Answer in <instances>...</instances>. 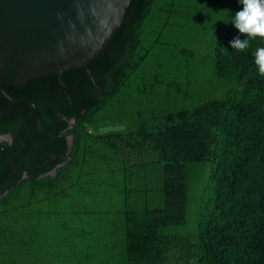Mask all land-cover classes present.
Masks as SVG:
<instances>
[{"label":"trees","instance_id":"trees-1","mask_svg":"<svg viewBox=\"0 0 264 264\" xmlns=\"http://www.w3.org/2000/svg\"><path fill=\"white\" fill-rule=\"evenodd\" d=\"M241 9L132 0L94 81L77 68L4 86L35 103V129L30 103L0 97V264H264V39L232 49ZM195 63L222 93L199 98Z\"/></svg>","mask_w":264,"mask_h":264},{"label":"water","instance_id":"water-1","mask_svg":"<svg viewBox=\"0 0 264 264\" xmlns=\"http://www.w3.org/2000/svg\"><path fill=\"white\" fill-rule=\"evenodd\" d=\"M131 1L0 0V97L31 104L27 128L35 129L28 124L35 103L10 95L4 86L77 68L87 69L94 81L88 63L121 29Z\"/></svg>","mask_w":264,"mask_h":264},{"label":"clouds","instance_id":"clouds-1","mask_svg":"<svg viewBox=\"0 0 264 264\" xmlns=\"http://www.w3.org/2000/svg\"><path fill=\"white\" fill-rule=\"evenodd\" d=\"M242 9L230 16V22L246 39L234 38L229 43L232 49L243 51L250 46V40L264 39V0H239ZM254 62L258 73L264 75V47L257 48Z\"/></svg>","mask_w":264,"mask_h":264},{"label":"rangeland","instance_id":"rangeland-1","mask_svg":"<svg viewBox=\"0 0 264 264\" xmlns=\"http://www.w3.org/2000/svg\"><path fill=\"white\" fill-rule=\"evenodd\" d=\"M154 16V14H153ZM151 16V17H153ZM154 18V17H153ZM191 35L187 36L186 32H180L178 33V38L175 37V42L179 41V42H186L189 41ZM204 38V35H203ZM202 38V40H203ZM210 39H206L204 38V41H209ZM199 41H201L199 39ZM202 53L201 51V47L198 50L197 54ZM193 66L189 69H191V76L193 79H198V83L197 84V90H199L198 95L199 98L203 95H212L215 93H222V87L221 84L219 82H217L215 80V78L212 76V72L207 69H203L200 68L198 63L192 64ZM155 71L162 73L163 69L159 68L158 66L155 67ZM170 77V75H167ZM182 76V75H181ZM181 76H177L176 74H174L175 78H182ZM200 80V81H199ZM220 91V92H219ZM197 94H195V97L193 99H196ZM137 126V122H129V123H118L116 125H109V126H102L99 127L97 130H93L94 134H98V133H106V132H117V131H124L125 133H128L130 130H132L133 128H136Z\"/></svg>","mask_w":264,"mask_h":264},{"label":"flooded vegetation","instance_id":"flooded-vegetation-1","mask_svg":"<svg viewBox=\"0 0 264 264\" xmlns=\"http://www.w3.org/2000/svg\"><path fill=\"white\" fill-rule=\"evenodd\" d=\"M29 129V128H28ZM4 135V138H0V142H2V141H7V142H9V143H11L12 142V137H11V135L10 134H3Z\"/></svg>","mask_w":264,"mask_h":264}]
</instances>
